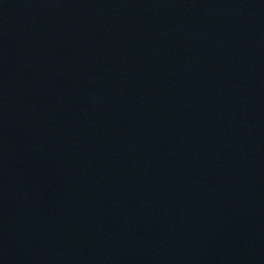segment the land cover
I'll list each match as a JSON object with an SVG mask.
<instances>
[{
	"label": "water",
	"instance_id": "1",
	"mask_svg": "<svg viewBox=\"0 0 264 264\" xmlns=\"http://www.w3.org/2000/svg\"><path fill=\"white\" fill-rule=\"evenodd\" d=\"M0 264H264V0H0Z\"/></svg>",
	"mask_w": 264,
	"mask_h": 264
}]
</instances>
